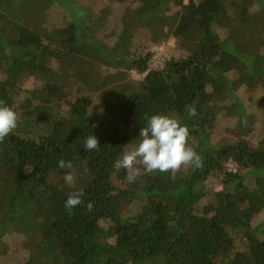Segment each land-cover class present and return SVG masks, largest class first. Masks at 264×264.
Wrapping results in <instances>:
<instances>
[{
	"label": "trees",
	"instance_id": "trees-1",
	"mask_svg": "<svg viewBox=\"0 0 264 264\" xmlns=\"http://www.w3.org/2000/svg\"><path fill=\"white\" fill-rule=\"evenodd\" d=\"M0 99L20 117L0 143V264H264V0H0ZM155 114L203 167L130 183L114 162Z\"/></svg>",
	"mask_w": 264,
	"mask_h": 264
},
{
	"label": "clouds",
	"instance_id": "clouds-1",
	"mask_svg": "<svg viewBox=\"0 0 264 264\" xmlns=\"http://www.w3.org/2000/svg\"><path fill=\"white\" fill-rule=\"evenodd\" d=\"M188 114L189 116L197 115L194 105L188 106ZM19 120V114L12 107L7 106L3 99H0V143L18 127ZM188 137V127L182 125L174 116L152 115L146 126L140 129L139 144L130 150H126L122 157L114 162L113 167L117 171L127 170L126 179L130 183L136 182L141 174L137 165H143L145 173L177 172L182 166H191L194 169L201 168L203 167V158L189 145ZM99 146L100 142L96 136L90 134L86 137L84 144L86 151L97 150ZM58 166L62 169H68L63 177L65 183L74 184L75 176L72 172V163L61 159ZM83 195L82 189L70 193L64 204L65 209L70 211L76 206L84 204ZM85 207L90 212L93 210L94 204L89 201Z\"/></svg>",
	"mask_w": 264,
	"mask_h": 264
},
{
	"label": "rangeland",
	"instance_id": "rangeland-1",
	"mask_svg": "<svg viewBox=\"0 0 264 264\" xmlns=\"http://www.w3.org/2000/svg\"><path fill=\"white\" fill-rule=\"evenodd\" d=\"M89 2L94 4L95 6H97V4H101L102 3V0H89ZM237 21H238L237 12L230 11V12L227 13L226 16L221 17L220 20L218 21L219 23H215L214 27H215L216 31L222 32L227 27H229V26H231L233 24L236 25ZM174 47L176 48L175 39L170 37L164 43H160V44L157 43L156 45H153L152 48H151V52H152V55H154L155 50H156L155 54L162 53L163 51L166 52L167 56H166L165 61H164L166 63L167 61L171 60L172 49ZM159 58L164 60V57H159ZM154 61H156V62H154ZM157 62L161 63V60H159V59L156 60V59H153V57H152V61H151L150 67H153ZM145 75H146V73L139 74V73H135V72H130V77L132 79H135V80H142ZM113 79H114V77L109 76L107 80H108V82H111ZM259 114L262 117H264V103H262L259 106ZM113 249H114V247L111 246L110 250H113Z\"/></svg>",
	"mask_w": 264,
	"mask_h": 264
},
{
	"label": "built area",
	"instance_id": "built-area-1",
	"mask_svg": "<svg viewBox=\"0 0 264 264\" xmlns=\"http://www.w3.org/2000/svg\"><path fill=\"white\" fill-rule=\"evenodd\" d=\"M155 52H156V50H155ZM155 52H154V55H152L153 59H156V60L159 59V60H161V63L157 62L153 67H150L151 61H152V57H151V60L149 62V70H152L153 68H154V70H162L165 66L164 61H165V58L167 56L166 52L163 51L162 53H159V54H155ZM159 57H164V60L159 58ZM154 62H156V61H154ZM227 170L229 172H235L237 170V165L230 160L227 164Z\"/></svg>",
	"mask_w": 264,
	"mask_h": 264
}]
</instances>
